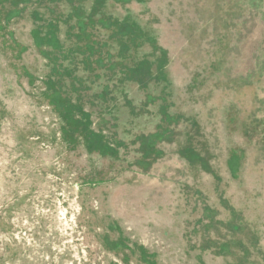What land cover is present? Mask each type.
<instances>
[{"label":"rangeland","instance_id":"374dc122","mask_svg":"<svg viewBox=\"0 0 264 264\" xmlns=\"http://www.w3.org/2000/svg\"><path fill=\"white\" fill-rule=\"evenodd\" d=\"M0 264H264V0H0Z\"/></svg>","mask_w":264,"mask_h":264},{"label":"trees","instance_id":"16d2710c","mask_svg":"<svg viewBox=\"0 0 264 264\" xmlns=\"http://www.w3.org/2000/svg\"><path fill=\"white\" fill-rule=\"evenodd\" d=\"M91 49V48H90ZM58 98H57V102L56 104L58 105L59 109H63L65 110L66 112H70V111H75L73 107H71L67 102H65L64 104H59L58 103ZM55 104V105H56ZM81 114H84V113H81ZM69 115V114H68ZM73 123H75L76 121L75 120H72ZM149 145V144H148ZM142 146L146 147V144L143 142ZM148 149V148H147Z\"/></svg>","mask_w":264,"mask_h":264}]
</instances>
